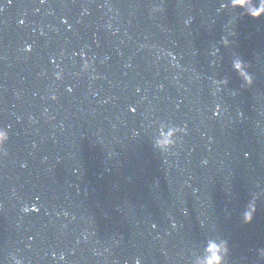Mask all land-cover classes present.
Returning <instances> with one entry per match:
<instances>
[{"label":"water","instance_id":"1","mask_svg":"<svg viewBox=\"0 0 264 264\" xmlns=\"http://www.w3.org/2000/svg\"><path fill=\"white\" fill-rule=\"evenodd\" d=\"M228 3L0 0V264H264V16Z\"/></svg>","mask_w":264,"mask_h":264},{"label":"clouds","instance_id":"2","mask_svg":"<svg viewBox=\"0 0 264 264\" xmlns=\"http://www.w3.org/2000/svg\"><path fill=\"white\" fill-rule=\"evenodd\" d=\"M231 7L233 9H244L247 11L248 14L255 18H259L261 16H264V0H258V6H256V0H229L228 4L223 5V7ZM165 11V8L162 3L160 4H154L152 7V13H163ZM223 44L225 46H229L230 41L227 37L223 38ZM91 65L85 61L83 65L84 71H88L90 69ZM234 67L237 68L240 73L243 81L246 85L251 86L253 83V76L247 71V65L241 61L239 58H237L234 61ZM56 79H62V74L60 72H57ZM52 99H57L56 96H52ZM135 111V109H133ZM180 134H187L186 128L179 127V126H172L168 129V132L157 141V147L159 150L163 153L168 152L170 149L174 148L177 143V136ZM10 135L7 128L0 126V157H5L8 155L7 151L5 150V145L9 142ZM29 208L25 207L23 211L25 213L29 212ZM33 211H38L39 209L33 208L31 209ZM256 212V201L255 199L250 202L248 209L246 210L244 214V220L245 222L250 223L255 215ZM230 249L227 241H220L219 243H214L211 246V256L208 258L207 264H226V258L229 256ZM259 255L261 257H264V249L260 250ZM55 257V254H53ZM60 259L63 260L64 256L61 254ZM12 260L14 264H24V261L22 259H19L15 256L12 257ZM136 264H141V261L137 259ZM200 264V262H198Z\"/></svg>","mask_w":264,"mask_h":264}]
</instances>
